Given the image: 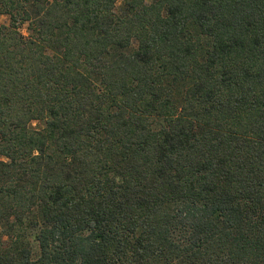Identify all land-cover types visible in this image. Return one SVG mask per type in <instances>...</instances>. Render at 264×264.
I'll return each mask as SVG.
<instances>
[{"label": "trees", "instance_id": "16d2710c", "mask_svg": "<svg viewBox=\"0 0 264 264\" xmlns=\"http://www.w3.org/2000/svg\"><path fill=\"white\" fill-rule=\"evenodd\" d=\"M2 16L0 264H264V0Z\"/></svg>", "mask_w": 264, "mask_h": 264}, {"label": "rangeland", "instance_id": "374dc122", "mask_svg": "<svg viewBox=\"0 0 264 264\" xmlns=\"http://www.w3.org/2000/svg\"><path fill=\"white\" fill-rule=\"evenodd\" d=\"M147 1H149V0H147ZM7 22H8L7 17L2 16V17L0 18V24H6ZM21 32H22L24 35L27 34L25 27H23V28L21 29ZM31 127H32L33 129H39V128L42 127V124H41V123H36V122H35V123H32V124H31Z\"/></svg>", "mask_w": 264, "mask_h": 264}]
</instances>
